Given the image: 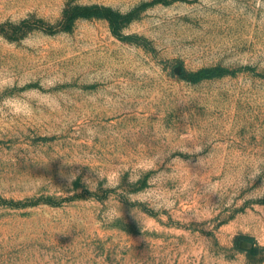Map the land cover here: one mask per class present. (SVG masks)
Instances as JSON below:
<instances>
[{
  "label": "rangeland",
  "instance_id": "1",
  "mask_svg": "<svg viewBox=\"0 0 264 264\" xmlns=\"http://www.w3.org/2000/svg\"><path fill=\"white\" fill-rule=\"evenodd\" d=\"M0 264H264V0H0Z\"/></svg>",
  "mask_w": 264,
  "mask_h": 264
},
{
  "label": "trees",
  "instance_id": "2",
  "mask_svg": "<svg viewBox=\"0 0 264 264\" xmlns=\"http://www.w3.org/2000/svg\"><path fill=\"white\" fill-rule=\"evenodd\" d=\"M79 19H100L106 20L114 35H117V31L120 26L129 22V17L121 16L120 14L113 12L111 9L100 6H74L69 7L63 14L62 26L64 29H68L76 20ZM215 77L209 70H202L200 72L192 74L188 80L192 83L199 82L203 79H210Z\"/></svg>",
  "mask_w": 264,
  "mask_h": 264
}]
</instances>
